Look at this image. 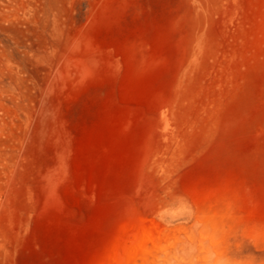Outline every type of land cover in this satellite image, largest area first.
Here are the masks:
<instances>
[{
	"label": "rangeland",
	"instance_id": "obj_1",
	"mask_svg": "<svg viewBox=\"0 0 264 264\" xmlns=\"http://www.w3.org/2000/svg\"><path fill=\"white\" fill-rule=\"evenodd\" d=\"M0 264H264V0H0Z\"/></svg>",
	"mask_w": 264,
	"mask_h": 264
}]
</instances>
